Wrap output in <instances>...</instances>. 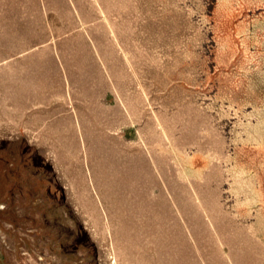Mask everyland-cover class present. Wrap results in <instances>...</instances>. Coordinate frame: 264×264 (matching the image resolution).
Returning <instances> with one entry per match:
<instances>
[{"label":"rangeland","instance_id":"rangeland-1","mask_svg":"<svg viewBox=\"0 0 264 264\" xmlns=\"http://www.w3.org/2000/svg\"><path fill=\"white\" fill-rule=\"evenodd\" d=\"M0 264H264V0H0Z\"/></svg>","mask_w":264,"mask_h":264}]
</instances>
